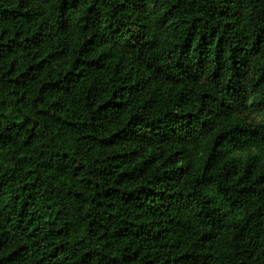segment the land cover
<instances>
[{"label": "trees", "instance_id": "16d2710c", "mask_svg": "<svg viewBox=\"0 0 264 264\" xmlns=\"http://www.w3.org/2000/svg\"><path fill=\"white\" fill-rule=\"evenodd\" d=\"M0 264H264V0H0Z\"/></svg>", "mask_w": 264, "mask_h": 264}]
</instances>
